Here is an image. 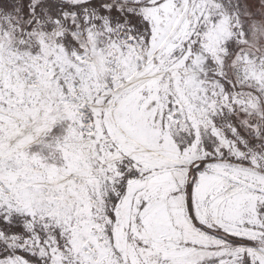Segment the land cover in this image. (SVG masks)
Returning <instances> with one entry per match:
<instances>
[{
  "label": "snow or ice",
  "instance_id": "snow-or-ice-1",
  "mask_svg": "<svg viewBox=\"0 0 264 264\" xmlns=\"http://www.w3.org/2000/svg\"><path fill=\"white\" fill-rule=\"evenodd\" d=\"M0 264H264V0H0Z\"/></svg>",
  "mask_w": 264,
  "mask_h": 264
}]
</instances>
